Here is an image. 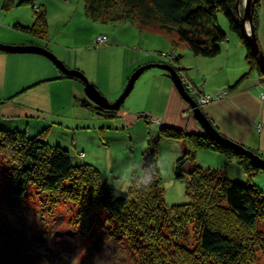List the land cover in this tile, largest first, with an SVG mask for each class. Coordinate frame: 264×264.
I'll list each match as a JSON object with an SVG mask.
<instances>
[{
    "label": "trees",
    "instance_id": "1",
    "mask_svg": "<svg viewBox=\"0 0 264 264\" xmlns=\"http://www.w3.org/2000/svg\"><path fill=\"white\" fill-rule=\"evenodd\" d=\"M12 1L4 0L2 7L8 9ZM81 1L84 14L92 20L129 21L137 27L160 30L171 41L172 50L182 43L194 55L204 57L219 54L221 42L227 38L216 22V14L221 11L246 51L248 70L241 79L253 70L261 75L240 25V0ZM25 2L33 5L32 0L18 3ZM260 8V1L255 0V34ZM15 27L45 39L44 10L35 12L31 25ZM236 85H230L228 90ZM199 93L202 94L201 90ZM45 129L35 134L0 126V175L9 178V198L20 199L30 194L32 200L38 201L40 212L48 214L52 221L61 219L60 225L71 224L88 236L95 234L103 247L110 242L122 245L130 264H250L254 248L264 251V230L257 229V222L264 221L262 191L196 164L188 175L183 169L187 162H195L198 149H206L236 159L247 173L258 170L248 156L230 145L212 140L205 132L202 136L160 126L163 135L183 138L188 143L174 162V175L185 178L191 200L169 207L164 201L157 141L148 142L142 170L132 172L128 190L123 192L108 184L93 164L77 162L68 148L46 141ZM192 236L193 242L187 243Z\"/></svg>",
    "mask_w": 264,
    "mask_h": 264
},
{
    "label": "crops",
    "instance_id": "2",
    "mask_svg": "<svg viewBox=\"0 0 264 264\" xmlns=\"http://www.w3.org/2000/svg\"><path fill=\"white\" fill-rule=\"evenodd\" d=\"M32 3L34 6V0ZM33 21V17L25 18L20 13L12 19L13 23H22L24 26H29ZM132 25L135 26L136 24L132 23ZM137 28L140 31L139 37L132 32L129 39H121L130 44L137 43L135 48L123 43L115 35L113 38L107 36L108 42H111L108 44V48L119 47L105 61H100L91 55V42L87 39L78 41L76 38L63 36L57 41L53 37L50 39L38 38L18 30L15 26L11 27V20L7 21L6 24H0V43L45 47L68 68L82 72L87 80H91L92 82H89L94 84L97 90H100L99 92H102L103 94H101L108 99L111 96L115 98L122 92L128 77L135 68L147 63H161L162 61L155 56V53H163L164 51L161 50H169L168 52H170L173 49L171 41L165 35L166 44L162 40V42L153 43L150 40L153 29L148 27ZM234 35H229L228 46L221 45L218 58L190 56L186 48H183L185 54L182 55L179 53L180 46L179 48L176 47L174 52L177 54V58L183 56L190 60L191 58L194 59L193 65L181 63L180 57L176 60L177 66L181 69L180 72H183L189 80L201 89L202 94L209 96V90H214L217 93L215 98L211 97L212 100L201 107L217 130L226 138L263 155L264 82L260 81L262 75L257 70H253L241 79L248 70L245 60L246 51L240 40ZM255 35L258 46L264 53V9L258 11V25ZM77 42L82 43L76 45ZM140 46L148 49L155 46V48L160 49L154 50L152 54H148L150 51L147 50V54H145L137 49H140ZM119 48H122V51H118ZM145 71H143L145 78L139 87L137 85V90H146L147 99L140 97V99L136 98L140 102L135 101L133 97L139 94L136 93L137 90H134L130 100L135 105V108H132L133 112L128 111L129 109L124 106V102L117 111L106 110L98 105L94 108L93 104L95 103L84 92V82L80 79L64 76V73L62 74V71L49 58L34 53H9L0 50V126L15 128L23 126L26 130L34 129L36 126L41 128L45 118L54 115L61 116L60 112H62L85 121L83 123L70 121L72 122L71 126L74 127L76 124L77 129H82L80 126H89L88 129L90 127L98 128V136L106 138L107 134L115 129L112 127L114 125L108 122L109 119H117L115 124H121L120 127L134 122L137 124L138 117L133 116L137 111L143 110L150 114L152 112L158 118L159 122L153 123L154 126L159 123L160 126L176 127L187 133H197L204 136L203 129L196 120L191 118L187 103L181 98L167 73L160 68L158 70L146 69ZM142 74L139 78L142 77ZM207 76L216 80V85L209 89L206 84L202 83V80ZM235 83H237L236 87L228 90V87ZM214 91L212 92L214 93ZM219 93L222 95L217 97ZM108 101L110 100L108 99ZM149 101L150 104L154 101L153 106L148 105ZM64 108L68 110L64 111ZM137 114L139 115L138 112ZM84 118L90 120H84ZM91 120L95 121L94 126L91 125ZM153 124L151 128L154 127ZM73 133L76 132L73 131ZM81 148L83 147L81 146ZM182 149L184 151V148ZM73 150L71 154L77 162L84 161V159L91 162L90 159L86 158V153L82 149L80 152ZM143 157L142 154V163Z\"/></svg>",
    "mask_w": 264,
    "mask_h": 264
},
{
    "label": "rangeland",
    "instance_id": "3",
    "mask_svg": "<svg viewBox=\"0 0 264 264\" xmlns=\"http://www.w3.org/2000/svg\"><path fill=\"white\" fill-rule=\"evenodd\" d=\"M3 1L0 0V24H6L7 21L11 20V27L16 25L24 26L22 23L12 22L15 15L20 13L25 18L33 17L34 20L35 12L44 10L47 23V35L45 39L53 37L54 40L59 41L63 36L76 38L78 41L87 39L91 42V55L100 61L107 60L109 56H112L114 50L119 47L117 46L113 49L108 48V44L111 43L110 41L96 44L95 40L100 35H106L110 38H113V35H115L120 41L127 43L130 47L135 48L138 45L137 43L130 44L129 42L121 40L129 39L131 37L130 33L132 32L139 37L140 31L136 25H132L129 21L111 20L101 22L92 20L84 14L83 2L81 0H34V6L30 2L20 4L18 3L20 0H15L13 1V5L10 6L11 9L10 7L4 9L2 7ZM259 1L261 3L260 9L263 10L264 1ZM245 2L246 0H240L237 3L241 18H243ZM216 22L227 35L226 40L221 42V45L228 46L229 35L235 33L231 30L227 18L221 11H218L216 14ZM18 30L22 31L21 29ZM247 32H249V29ZM151 34L150 40L153 43L163 41L166 44L167 41L164 38L165 34L163 31L152 30ZM234 36L238 38L236 34ZM172 38L177 39L175 35ZM80 43L82 42H77L76 45ZM179 46V53L182 55L183 53L185 54L183 48H186L190 56H194L186 45L179 43L177 48ZM137 49L145 54H147L148 50L150 51L148 54H152L154 50L160 48L152 46L151 49H148L140 46V49ZM117 50L122 51V48ZM161 51L164 52L160 54L154 52L156 54L155 56L157 58L159 57V60L162 61L161 63L170 64L178 71L189 95H191L190 91L194 90V88L199 93L201 89L189 80L183 72H180L181 69L177 66L176 60L181 56L177 58L174 50L170 52H168L169 50ZM169 55L174 56L173 59L168 60L166 56ZM217 56L219 54L207 58H218ZM180 59L181 63L193 64L194 62L193 58L190 60L182 56ZM158 69L157 67H151L147 70ZM144 78L145 74L143 73L142 77L136 80L129 96L124 100V106L128 107L129 112H133L132 108H135L134 102L130 101L134 94L133 91L138 89ZM260 79L261 82H264L262 76ZM202 83L206 84L209 89L216 85V80L215 78L207 76L202 80ZM108 85L110 86V84ZM212 91L214 90H209V97L215 98L217 93L215 91L213 93ZM136 93L139 95L133 97L135 101H139L136 98L140 99V97L145 100L147 99L146 90L140 89ZM119 95L115 98L111 96L108 99L113 101ZM210 100L201 103L200 107L209 103ZM153 102L150 104L149 101L148 105L153 106ZM96 106V104H93L94 108ZM63 110L67 111L68 109L64 108ZM137 112H134L133 117H138V122L137 124L135 122L132 123L133 125L124 124L120 127L119 125L121 124H115L117 119L110 117L111 119L108 122L112 123L114 125L112 127L115 129L112 132L109 131L110 133L107 134L106 138L98 136V128L90 127L88 129L89 126H80L82 129H77L76 124H74V127L71 126L72 122L70 121H79L80 123L85 121H82L83 119L73 118L69 113L62 112H60L61 116L54 115L50 118H45L44 125L41 128H39L40 126H36L34 129L30 128V130H26L25 127L21 126L20 129L25 130L26 133L34 132L38 134L46 128L45 140L49 143L60 144L68 148L70 152L74 151L73 149L80 152L82 149L86 153V158L91 160V162L86 159L84 161L96 166L108 184L119 191L123 189V192L128 190L132 172H141L142 154L146 152L148 142L150 140L157 141L158 166L162 176L164 201L166 205L171 207L173 205L190 202V195L186 192L185 178H176L174 175V162L187 149V140L183 138H170L163 135L159 130V123L154 126L159 121L152 112L151 114L143 110ZM141 112L145 114H141ZM108 114L110 115V113ZM191 118L195 120L193 114ZM84 120L90 119L84 118ZM152 124L154 126L153 128H151ZM91 125H95L94 120H91ZM73 131L76 133L74 134ZM181 148H184V151ZM261 157L264 158V154ZM195 164L204 170L210 169L218 175H225L233 181L255 185L264 195V169L262 168H258V170L252 173H247L236 159L231 160L220 151L206 149H198L195 152V162H187L185 164L183 169L187 175ZM0 167L3 169V166ZM9 183L10 181L7 175L2 173L0 175V264H130V257L122 245H116L115 242H110L103 244L106 246L103 247L95 234L88 236L86 233L80 231V229L71 227V224L67 226L64 224L60 225L62 222L60 221L61 219L52 221L48 214L46 215V213L43 214L40 212L41 207L38 201L32 200L29 197L31 196L30 194L20 199L9 198L7 196ZM63 214H65V211H63ZM257 229L264 230V221L257 222ZM193 239V236L188 237L187 243L193 242ZM254 249V258L250 264H264V251L259 247ZM113 258L120 260L122 263L115 262L112 260Z\"/></svg>",
    "mask_w": 264,
    "mask_h": 264
},
{
    "label": "water",
    "instance_id": "4",
    "mask_svg": "<svg viewBox=\"0 0 264 264\" xmlns=\"http://www.w3.org/2000/svg\"><path fill=\"white\" fill-rule=\"evenodd\" d=\"M254 1L255 0H246L243 10V18H240V25L243 33L247 38L251 52L258 64L260 73L264 80V53L258 46L252 26V11H253ZM246 21L248 22L249 32H247L248 29L246 28V24H245ZM0 50L9 53H34L49 58L62 71V73H64L67 76H73L77 79L82 80L84 82V92L86 96L96 105H98L100 108L106 110L119 109L120 105L124 102L126 97H128V95L134 88L136 80L143 73V71L151 67L160 68L166 71L167 75L174 83V86L176 87L180 96L189 105V110L191 115L193 114L194 119L201 126L207 137H210L214 141L230 145L231 147L237 149L238 151L248 156L249 161L253 167L264 169V158H262L260 155L253 152L252 150L246 148L245 146L226 138L217 130L216 126L213 125L211 120L203 112L198 102L186 91L180 74L170 64L147 63L138 66L137 68H135V70H133V72L128 77L126 85L123 88L120 95L113 102H110L104 95H102L97 90L94 84H92L87 80L86 76H84L82 72L68 68L60 59L56 57L54 53H52L45 47L39 45H10V44L0 43Z\"/></svg>",
    "mask_w": 264,
    "mask_h": 264
},
{
    "label": "built area",
    "instance_id": "5",
    "mask_svg": "<svg viewBox=\"0 0 264 264\" xmlns=\"http://www.w3.org/2000/svg\"><path fill=\"white\" fill-rule=\"evenodd\" d=\"M264 1V0H263ZM108 41V38L106 35H100L96 38L95 40V43L96 44H100V43H105ZM174 56L172 55H169V56H166V58L168 60H171L173 59ZM191 92V95L193 96V98L196 99V101L198 102V104L200 105L201 103H205L206 101H209L211 98L208 96V95H203V94H200L196 91V89L194 88V90L190 91ZM222 94L219 93L217 95V97H220ZM263 95V94H262ZM141 114H145V113H141ZM83 155V154H82Z\"/></svg>",
    "mask_w": 264,
    "mask_h": 264
},
{
    "label": "bare ground",
    "instance_id": "6",
    "mask_svg": "<svg viewBox=\"0 0 264 264\" xmlns=\"http://www.w3.org/2000/svg\"><path fill=\"white\" fill-rule=\"evenodd\" d=\"M245 24H246V28L248 29V25H247V22H246Z\"/></svg>",
    "mask_w": 264,
    "mask_h": 264
},
{
    "label": "clouds",
    "instance_id": "7",
    "mask_svg": "<svg viewBox=\"0 0 264 264\" xmlns=\"http://www.w3.org/2000/svg\"><path fill=\"white\" fill-rule=\"evenodd\" d=\"M123 191V189H121Z\"/></svg>",
    "mask_w": 264,
    "mask_h": 264
}]
</instances>
